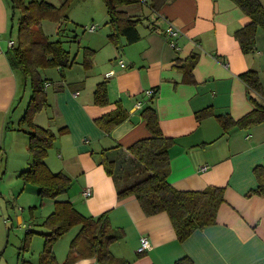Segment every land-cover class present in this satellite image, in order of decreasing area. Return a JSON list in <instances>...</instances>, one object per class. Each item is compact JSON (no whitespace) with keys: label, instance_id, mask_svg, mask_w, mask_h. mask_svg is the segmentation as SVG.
<instances>
[{"label":"crops","instance_id":"0c3cea01","mask_svg":"<svg viewBox=\"0 0 264 264\" xmlns=\"http://www.w3.org/2000/svg\"><path fill=\"white\" fill-rule=\"evenodd\" d=\"M92 1L97 13L70 18L89 26L107 22V27L97 33L76 29L68 47L60 36L69 68L41 73L47 104L34 125L56 137L46 157L49 171L71 181L66 194L42 202L46 215L57 204H70L95 221L107 215L111 233L118 237L108 246L116 264H264V191L258 190V175L264 171V124L225 132L219 121L228 117L237 122L264 108V30L257 32L254 50L244 53L236 33L251 20L233 0H171L158 12L139 2L122 8L131 18L143 19L137 25L140 40L130 45L110 24L104 2ZM11 16L7 1L0 0V157L13 159L19 174L33 163L29 134L34 129L22 121L33 88L8 56V42H16ZM171 25L180 32L176 48L165 37ZM194 55L198 62L188 80L182 69ZM120 62L128 68L121 69ZM111 72L114 76L107 77ZM249 72L258 75L260 91L241 79ZM148 90L156 91V97L149 99ZM98 91L107 96L104 106L97 104ZM150 107L164 137L173 140L168 183L179 192L223 190L216 224L184 240L167 213L147 217L135 197L118 199L117 193L136 181L133 173L140 165L128 149L151 136L143 115ZM118 111L126 120L108 133L101 130L97 121ZM106 158L115 164L114 176L103 169ZM202 167L208 169L201 172ZM32 188L38 196V188ZM86 189L92 191L90 198L82 196ZM16 222L24 226L22 217ZM77 227L78 232H67L51 247L54 264H100L96 258L84 259L82 247L72 248L81 230ZM47 234L48 228L33 236ZM143 236L152 249L140 255ZM43 248L38 260L24 264H40Z\"/></svg>","mask_w":264,"mask_h":264},{"label":"trees","instance_id":"16d2710c","mask_svg":"<svg viewBox=\"0 0 264 264\" xmlns=\"http://www.w3.org/2000/svg\"><path fill=\"white\" fill-rule=\"evenodd\" d=\"M13 16L20 13L19 37L16 46L8 55L13 68L22 71L32 83L33 93L25 117L22 121L34 129L29 134L30 153L33 160L29 170L21 173V178L26 182H32L39 190L40 196L56 200L58 196L66 194L71 181L63 174H54L46 164L48 151L52 148L56 137L49 130L35 126L34 118L42 112L47 104L45 82L40 75L41 70L57 68L64 72L70 66L68 54L61 41L49 42L40 23L46 20H54L58 24H64L67 19V11L73 0H67V4L57 8L47 0L41 2L27 0H6ZM104 2L109 15L110 24L116 28L117 33L126 38L130 45L140 40L137 25L143 19H134L124 13L122 8L142 3L140 0H101ZM171 0H148L147 4L152 11L158 12ZM245 15L251 20L250 24L236 33V38L244 53L254 50L257 32L264 30V4L261 0H233ZM32 34L35 36L31 37ZM37 30V34L33 33ZM61 27L58 34L61 35ZM168 39V38H167ZM178 39V38H177ZM176 39V40H177ZM169 43H170V39ZM175 40V43H176ZM198 56L190 57L187 68H183L188 80L192 78V70L197 65ZM245 84L254 91H260V79L255 72L241 75ZM156 92V91H155ZM153 99V98H152ZM97 104L104 106L108 103L105 93L99 92L96 97ZM153 107L147 108L143 115L151 136L137 141L129 149V155L140 165L139 170H134L135 182L118 194L120 201L135 197L146 216L159 213H167L171 218L174 230L178 238L184 240L196 230L213 226L217 222V215L224 202L223 190L210 187L198 192H179L168 183L170 173L169 151L173 140L165 138L159 128L158 117ZM126 120V116L120 111L111 116L97 121L101 130L110 132ZM219 121L226 131L230 128L248 129L264 124V108L258 107L250 114L235 122L231 118H220ZM108 176H114L115 164L104 159L102 162ZM141 178H137L139 174ZM147 174V176H146ZM260 178L259 191H264V171L258 175ZM260 191L259 193L261 194ZM55 212L46 221L45 226L50 229V234L43 235L46 240L45 248L40 259V264H54L55 257L51 247L64 234L74 227L80 226V233L74 239L72 248L82 247V256L96 258L100 264H116V259L108 249L110 242L116 241L111 233V227L107 215L96 219L86 218L80 215L70 204H57ZM31 239V237H29ZM185 261V260H184ZM184 261L180 262L183 263ZM67 264V263H66ZM124 264V263H122Z\"/></svg>","mask_w":264,"mask_h":264},{"label":"rangeland","instance_id":"374dc122","mask_svg":"<svg viewBox=\"0 0 264 264\" xmlns=\"http://www.w3.org/2000/svg\"><path fill=\"white\" fill-rule=\"evenodd\" d=\"M67 0H47V3L52 4L57 8H61L66 5ZM264 4V0H261ZM72 8L67 11V19L64 24H58L54 20H46L40 23V27L43 33L48 38L49 42H55L61 36V41L65 42L64 45L68 47L70 44L67 43L71 39V36L76 31L83 33L85 28L89 26L80 25L74 19L70 18V15L75 18L80 16H91L93 13L98 11L97 5L92 0H74ZM148 6V5H147ZM103 9L104 6H103ZM97 13V12H96ZM80 14V16H78ZM82 14V15H81ZM20 13H16L13 16L14 24V37L18 41L19 37V25H20ZM69 17V18H68ZM109 17V15H108ZM82 18L80 17L79 20ZM78 24V25H75ZM98 24V23H94ZM107 22L98 24L100 29L97 32H102L107 26ZM63 28L61 35L58 34L60 28ZM31 37H35L32 34ZM86 33L88 31H85ZM84 32V33H85ZM96 32V33H97ZM34 34L38 33L34 30ZM54 68H47L41 70V73L47 74L49 71H54ZM43 79V76H41ZM45 78V77H44ZM14 160L8 159V157H0V264H24V262H33L39 259V253L42 251L43 244L46 242L45 238L33 236L42 231H46L44 221L47 220L49 213L46 215V206L42 205V202L49 201L48 198L40 196L38 190V196H34L32 193V187H37L31 184L32 182H26L21 178V173H17L14 168ZM140 168L136 166L135 170ZM135 172V171H134ZM139 174V172L137 173ZM139 174L137 178H141ZM38 188V187H37ZM34 197L38 198V205H35ZM9 215L13 216V221H10ZM17 217H22L24 226L16 222ZM9 220V225H5L4 220ZM8 223V221L6 222ZM24 227V228H23ZM76 229V230H75ZM79 230V227H74L71 231ZM74 233V232H73ZM45 234V233H44ZM33 237L37 244H34V240L29 239ZM19 260V262H18ZM12 262V263H11Z\"/></svg>","mask_w":264,"mask_h":264},{"label":"built area","instance_id":"2783aa9c","mask_svg":"<svg viewBox=\"0 0 264 264\" xmlns=\"http://www.w3.org/2000/svg\"><path fill=\"white\" fill-rule=\"evenodd\" d=\"M142 3L147 4L148 0H140ZM100 29L98 24H92L88 27L85 28V31L91 32V33H95ZM180 32L178 31V29H176L175 27H173L172 25L166 30V36L168 39H170V46L172 48H176V43L175 40L179 37ZM9 48L12 49L16 46V43L14 40H10L9 42ZM0 53H2L1 49H0ZM121 69H127L128 65L125 62H120L119 63ZM114 72H111L107 75V77H112L114 76ZM145 95L149 98L152 99L154 97H156V92L154 90H148L145 92ZM138 108L141 109V104L138 105ZM208 168L207 167H202L200 169L201 172H205ZM92 191L91 189H86L84 190L82 196H84L85 198H90L92 195ZM150 240L148 239V237H141L140 239V246L137 249V254H145L146 252L150 251L152 249V244H150Z\"/></svg>","mask_w":264,"mask_h":264}]
</instances>
